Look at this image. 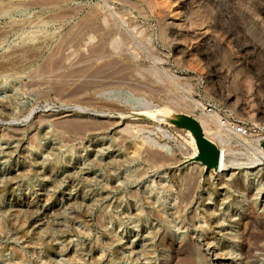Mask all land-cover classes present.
I'll list each match as a JSON object with an SVG mask.
<instances>
[{"label": "rangeland", "instance_id": "374dc122", "mask_svg": "<svg viewBox=\"0 0 264 264\" xmlns=\"http://www.w3.org/2000/svg\"><path fill=\"white\" fill-rule=\"evenodd\" d=\"M227 4L0 0V264H165L163 228L190 233V264H245L229 182L262 213L264 142L221 121L264 122V59ZM165 107L225 133L208 137L224 172L196 159L186 121L143 115Z\"/></svg>", "mask_w": 264, "mask_h": 264}, {"label": "bare ground", "instance_id": "6f19581e", "mask_svg": "<svg viewBox=\"0 0 264 264\" xmlns=\"http://www.w3.org/2000/svg\"><path fill=\"white\" fill-rule=\"evenodd\" d=\"M226 1L229 4V5L227 4L228 7L230 6V8L232 9L231 15L229 17L232 27L234 26L233 24H236L238 22L237 20L242 18L243 22L245 23V28H243V29L246 30V33H248L247 35H251V37L255 36V37L259 38V40L261 42V47L260 46L259 47H260L261 55H262V57L264 59V0H226ZM216 2H217V0H216ZM235 21H237V22L234 23ZM235 27H236V25H235ZM232 34H230V32H227L228 37H230V35L232 36ZM231 53H232V51H231ZM244 53L246 54L247 52H244ZM245 57H246V55H245ZM248 58H249V55H248ZM230 61L232 63L234 61L236 62V60L232 61V59H230ZM238 61L236 62L237 64H238ZM242 61L240 60V62H242ZM246 61H243V62H246ZM250 61H251V59H250ZM236 63H235V65H237ZM241 64H240V66H242L244 63L242 65ZM235 65H234V67H235ZM246 65H247V63H246ZM149 107H151V106H149ZM143 115L150 116V117L151 116L153 117V115L154 116L159 115L161 117L166 118L169 121H176V122L180 121V120H181V122L186 121V123L188 125L186 127L189 128V134H190V137H191V144L196 145V149H197L196 150L197 151L196 159L198 161H200V162H203L201 156H202V152L204 150H206V151H210V150L216 151L217 152V162H216L217 170L216 171L219 170L220 172H224L226 170V168H227V163H226V159H225L226 152H224L223 149H221L223 152L221 151L222 155L220 156L219 155L220 151L218 152V150H217V148L220 146V144H219L220 142H222L221 145L222 144H224V145L227 144V143H225V142H227V140L225 138H222L224 140L219 139L225 133L224 134L221 133L222 134L221 135L220 132H218L220 134V137H219V134H218L219 138H215V136H217V135H215V134L212 135L213 133L209 132V131H211L210 128L209 129L207 128L209 131L205 128L204 131H203L205 133L202 132L203 135H204L203 136L201 131H200V129L198 128V126L193 121H191L190 119L184 118V117H179V116L172 115L170 113V111H168V109H166V107L164 109H159V108H157V109L151 108L150 109V108H147V110L144 112ZM198 120H199V118H198ZM198 120H196V121H198ZM199 123L200 124L202 123V125L203 124L205 125L206 122L203 123V121L202 122L199 121ZM200 124H199V126H200ZM194 125H195V127H194ZM202 125H201V127H205L204 125L203 126ZM211 125H212V123H211ZM70 126L73 127L74 129L78 130L84 125H82L81 122L77 121V122L71 123ZM82 128H84V127H82ZM209 135L213 136L215 139H218V140H216V142L220 141L219 143L217 142V144H219L218 147H215L213 144L210 143L209 140L211 138H210ZM237 135H238V133H237ZM239 136H240V134H239ZM239 139H241V137H239ZM223 141H224V143H223ZM239 141H241V140H239ZM256 142H258V141H256ZM226 146H228V145H225V147ZM221 147L225 148L224 146H221ZM256 154H258V152ZM148 156H150V158L153 160V162L157 161V160H159V161L160 160H163V161L165 160V159H163V156H161L160 154L155 153V152L154 153L150 152ZM261 156H263V155H261ZM204 165L206 166L205 163H204ZM216 166L215 167H211V166L208 167L207 166V167L215 169ZM228 166H229V163H228ZM188 182H190L189 179H188L187 183ZM188 185H190V183H188ZM229 186H232V187H234L236 189L242 190L244 195L247 198V203L242 208V210L238 212L237 219H234L233 221L230 222V226L232 225V228L236 232L235 233L236 235L233 238H236L237 240L241 241V246H240V249H239L237 254H238V257H243V259L245 260L244 261L245 264H255V260H257L260 255L264 254V243L262 242L263 241V237H264V206L261 208L262 209V213L261 212H259L260 214L257 213L256 208H255V204H254V201H253V198H252L253 194L247 193L246 189H245V186H243L242 183L239 180L232 179L229 182ZM187 189H190V186H187ZM182 198H183V200L186 199V193H185V195L182 196ZM187 198L189 199V196H187ZM186 206H187V204H186ZM211 216L213 217L214 214H211ZM208 217H209L208 215L204 217L206 222L209 221ZM208 227H210L209 224H208ZM23 234H27V232L25 231V232H23ZM158 237L160 238L159 240H160L161 245H163V247H165L169 251V255L166 258L165 264H190V262L192 263V259H193V257L196 254V252H195V247L196 246H195V243L193 242V238L191 237L190 233L189 234L188 233L185 234L183 239H181L180 241H176L175 239H172V235H171L170 231H168V229H164L163 228V229H161L159 231ZM233 238H230V239H233ZM221 248L224 249L225 247L221 246ZM228 254H230V253H228Z\"/></svg>", "mask_w": 264, "mask_h": 264}, {"label": "built area", "instance_id": "2783aa9c", "mask_svg": "<svg viewBox=\"0 0 264 264\" xmlns=\"http://www.w3.org/2000/svg\"><path fill=\"white\" fill-rule=\"evenodd\" d=\"M204 109L206 110L207 113L216 111V109L210 105L208 106V108H204ZM221 124L230 125L231 129H234L237 133L241 134L244 137H248V138L260 137V142L261 141L264 142V122L256 125L255 124L247 125L237 122L233 118L226 117L222 119Z\"/></svg>", "mask_w": 264, "mask_h": 264}, {"label": "water", "instance_id": "95a60500", "mask_svg": "<svg viewBox=\"0 0 264 264\" xmlns=\"http://www.w3.org/2000/svg\"><path fill=\"white\" fill-rule=\"evenodd\" d=\"M201 158H202L203 162L206 164V166L215 167L216 162H217V152L213 151V150H210V151L204 150L202 152Z\"/></svg>", "mask_w": 264, "mask_h": 264}]
</instances>
